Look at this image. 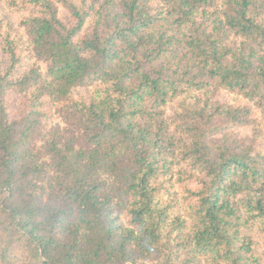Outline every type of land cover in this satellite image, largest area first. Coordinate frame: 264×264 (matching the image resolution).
Instances as JSON below:
<instances>
[{
    "label": "trees",
    "instance_id": "16d2710c",
    "mask_svg": "<svg viewBox=\"0 0 264 264\" xmlns=\"http://www.w3.org/2000/svg\"><path fill=\"white\" fill-rule=\"evenodd\" d=\"M0 12V264H264V0Z\"/></svg>",
    "mask_w": 264,
    "mask_h": 264
},
{
    "label": "rangeland",
    "instance_id": "374dc122",
    "mask_svg": "<svg viewBox=\"0 0 264 264\" xmlns=\"http://www.w3.org/2000/svg\"><path fill=\"white\" fill-rule=\"evenodd\" d=\"M4 15H6V14H4ZM10 19L16 24V26H18V28H20V23H21V19H22L21 15L13 14L10 17ZM220 98L223 100L231 101V102H234V101L238 102L233 94H229V93H225V92H221Z\"/></svg>",
    "mask_w": 264,
    "mask_h": 264
}]
</instances>
